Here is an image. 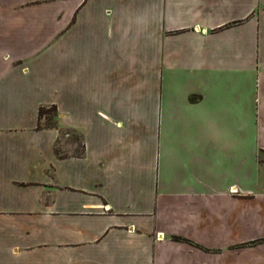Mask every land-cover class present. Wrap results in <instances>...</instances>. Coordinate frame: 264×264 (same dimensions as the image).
I'll list each match as a JSON object with an SVG mask.
<instances>
[{"label": "crops", "instance_id": "crops-1", "mask_svg": "<svg viewBox=\"0 0 264 264\" xmlns=\"http://www.w3.org/2000/svg\"><path fill=\"white\" fill-rule=\"evenodd\" d=\"M0 264H264V0H0Z\"/></svg>", "mask_w": 264, "mask_h": 264}, {"label": "rangeland", "instance_id": "rangeland-1", "mask_svg": "<svg viewBox=\"0 0 264 264\" xmlns=\"http://www.w3.org/2000/svg\"><path fill=\"white\" fill-rule=\"evenodd\" d=\"M43 111L45 112V113H47V115H45L47 118H49V120L48 119H45V117L42 119V125H48V123H53L54 122V119H53V117H54V111L52 110V108H43ZM63 133H65V132H63ZM67 133V132H66ZM68 138H70L69 136H68ZM249 244V243H248ZM250 246H254L255 244H256V242L255 241H252V242H250ZM249 246V245H248Z\"/></svg>", "mask_w": 264, "mask_h": 264}, {"label": "trees", "instance_id": "trees-1", "mask_svg": "<svg viewBox=\"0 0 264 264\" xmlns=\"http://www.w3.org/2000/svg\"><path fill=\"white\" fill-rule=\"evenodd\" d=\"M45 112L43 111V107H40L39 109V115L40 117L44 114ZM49 120V118H47ZM48 125H51V123H48Z\"/></svg>", "mask_w": 264, "mask_h": 264}]
</instances>
